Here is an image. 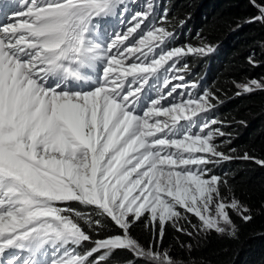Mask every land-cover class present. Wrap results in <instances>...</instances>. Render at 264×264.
I'll use <instances>...</instances> for the list:
<instances>
[{
	"label": "snow or ice",
	"instance_id": "1",
	"mask_svg": "<svg viewBox=\"0 0 264 264\" xmlns=\"http://www.w3.org/2000/svg\"><path fill=\"white\" fill-rule=\"evenodd\" d=\"M249 2L245 22L264 24V0ZM0 15V264H186L162 247L169 225L237 238L230 211L253 217L213 168L264 159L221 147L217 97L186 79L187 58L214 46H171L155 0H6ZM234 83L236 96L264 90ZM137 222L154 243L132 235Z\"/></svg>",
	"mask_w": 264,
	"mask_h": 264
},
{
	"label": "trees",
	"instance_id": "2",
	"mask_svg": "<svg viewBox=\"0 0 264 264\" xmlns=\"http://www.w3.org/2000/svg\"><path fill=\"white\" fill-rule=\"evenodd\" d=\"M165 8L169 20L176 25L181 46H199L203 42L218 50L210 74L204 73L197 83L207 86L217 97L214 112L224 122L223 130L231 134V142L221 147L225 151L234 148L237 155L247 151L264 159V90L236 96L234 83L264 79V27L259 22H245L257 15L256 8L249 0H165ZM180 20L185 21L182 27ZM250 49L255 65L247 60ZM199 63L190 67L193 72ZM216 169L213 172L220 171L221 176L229 174L233 192L250 209L252 220L245 223L230 211L238 226L237 238L213 232L199 242L169 225L162 247L169 249L173 257L183 258L186 264H264V166L237 159ZM131 231L143 245L154 243L144 222H137ZM181 243H192L194 250L189 254L180 247ZM128 260L135 261V257L120 253L113 257V264H126Z\"/></svg>",
	"mask_w": 264,
	"mask_h": 264
},
{
	"label": "rangeland",
	"instance_id": "3",
	"mask_svg": "<svg viewBox=\"0 0 264 264\" xmlns=\"http://www.w3.org/2000/svg\"><path fill=\"white\" fill-rule=\"evenodd\" d=\"M5 2H6V0H2V4H4ZM143 3H144V0H138V4H139L140 6H142ZM2 4H1V5H2ZM155 4H156V6H158V7L161 8L160 13L163 14L164 5H165V0H155ZM11 11H12V9L9 8V9H8V16L11 15ZM4 18L6 19L5 16H4ZM262 25H263V27H264V24H262ZM113 26H114V27H117V28L119 27V25H118V24H115V23L113 24ZM171 46H173V47H175V46H181V45L179 44V38H175V41L173 42V44H172ZM262 49L264 50V46L262 47ZM217 54H218V50L215 49V51H214L213 53L209 54L208 56H206V57H204V58L188 57L187 60H186V62L189 64L190 67H193V66L196 65V63L199 62V61H200V63H199V65H198V69H197L195 72H193V71L191 70V72H190L191 75H189L188 77H186V79L189 80V82H190L191 80H195V81H197V78H200V77H201L204 73H206L207 71H208V75H209V74H210V69H211L212 64L214 63V61H215V59H216ZM248 54H249V57H252V56H253V52H252L251 49L248 51ZM249 57L247 58L248 61H249ZM252 58H253V57H252ZM255 61H256V60H255ZM257 63H258V62H257ZM208 77H209V76H208ZM174 83H175V82H174ZM200 87H201V88H200ZM205 89L208 90V87L202 85V86H199L198 89L193 90V91H195L197 94H200V93H202ZM176 99L179 100L180 97L177 96ZM208 118H209V119H212V118L217 119V114H215V112L213 111V112H211V113L208 114ZM217 120H218V119H217ZM214 169L217 170L216 168H214ZM214 173L217 174V175H219V174H220V171H219V172L214 171ZM193 219L195 220V218H193ZM195 222H196V221H195Z\"/></svg>",
	"mask_w": 264,
	"mask_h": 264
},
{
	"label": "bare ground",
	"instance_id": "4",
	"mask_svg": "<svg viewBox=\"0 0 264 264\" xmlns=\"http://www.w3.org/2000/svg\"><path fill=\"white\" fill-rule=\"evenodd\" d=\"M2 20H5L2 15H0V22L2 23Z\"/></svg>",
	"mask_w": 264,
	"mask_h": 264
}]
</instances>
